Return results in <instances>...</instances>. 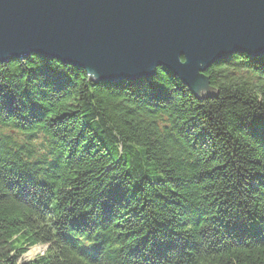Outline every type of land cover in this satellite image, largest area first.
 <instances>
[{"label":"trees","instance_id":"obj_1","mask_svg":"<svg viewBox=\"0 0 264 264\" xmlns=\"http://www.w3.org/2000/svg\"><path fill=\"white\" fill-rule=\"evenodd\" d=\"M205 75L0 62V264H264V56Z\"/></svg>","mask_w":264,"mask_h":264},{"label":"water","instance_id":"obj_2","mask_svg":"<svg viewBox=\"0 0 264 264\" xmlns=\"http://www.w3.org/2000/svg\"><path fill=\"white\" fill-rule=\"evenodd\" d=\"M236 54L264 56V0H0V62L36 56L99 84L161 68L197 98L206 72Z\"/></svg>","mask_w":264,"mask_h":264},{"label":"rangeland","instance_id":"obj_3","mask_svg":"<svg viewBox=\"0 0 264 264\" xmlns=\"http://www.w3.org/2000/svg\"><path fill=\"white\" fill-rule=\"evenodd\" d=\"M8 134H9V132L7 133V135ZM10 135L17 142L25 143V141H26V139L19 134L12 133ZM46 252H47V247H45V246H38V247L32 248L20 260V264H25V263H28L30 261H33V260L37 259L39 256H43Z\"/></svg>","mask_w":264,"mask_h":264}]
</instances>
